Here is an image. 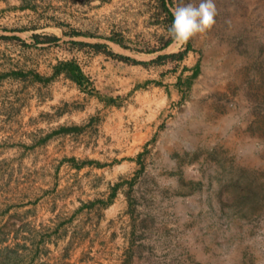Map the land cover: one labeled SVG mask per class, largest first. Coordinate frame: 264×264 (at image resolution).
<instances>
[{
	"label": "rangeland",
	"instance_id": "obj_1",
	"mask_svg": "<svg viewBox=\"0 0 264 264\" xmlns=\"http://www.w3.org/2000/svg\"><path fill=\"white\" fill-rule=\"evenodd\" d=\"M215 3L178 48L158 0H0V264H264V0Z\"/></svg>",
	"mask_w": 264,
	"mask_h": 264
},
{
	"label": "clouds",
	"instance_id": "obj_2",
	"mask_svg": "<svg viewBox=\"0 0 264 264\" xmlns=\"http://www.w3.org/2000/svg\"><path fill=\"white\" fill-rule=\"evenodd\" d=\"M173 21L168 29L169 36L180 48L191 39L210 32L216 25L218 10L215 0H199L172 9Z\"/></svg>",
	"mask_w": 264,
	"mask_h": 264
},
{
	"label": "trees",
	"instance_id": "obj_3",
	"mask_svg": "<svg viewBox=\"0 0 264 264\" xmlns=\"http://www.w3.org/2000/svg\"><path fill=\"white\" fill-rule=\"evenodd\" d=\"M158 2H159V4H160V6H161L163 9H165V11H166L168 14H170V17L172 18L173 16L171 15V12H170V10H169L168 7H167V0H158ZM108 39H109V40H113L114 42L121 44L120 42H118V41H117L116 39H114L113 37H109ZM169 43H170V39H169V40H166V41L163 43V45L161 46V49L164 48V47H166ZM103 45H104V44H101V43H94V44H92V46L95 48L96 51H100L99 48L102 47ZM121 46L125 47V46L122 45V44H121ZM112 54H113L114 56H116V57H119V58L129 59L128 57H124V56H122V55H120V54H114V53H112ZM175 56H181V53H180V54H179V53L159 54V55L156 57V59H160V58H162V57H175ZM134 62L142 63V64H145V63H146V62H143V61H140V62H139V61H136V60H134ZM63 64H64L65 66L69 67V70L71 71V74H70L71 77L76 78V77H80V76L82 75V73H81L79 67L76 66V65H74L73 63H71V62H66V63H63Z\"/></svg>",
	"mask_w": 264,
	"mask_h": 264
}]
</instances>
